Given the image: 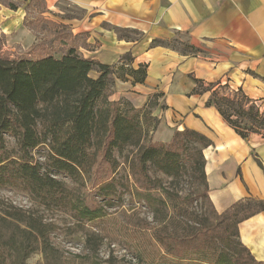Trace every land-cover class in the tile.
Returning <instances> with one entry per match:
<instances>
[{"label":"trees","instance_id":"16d2710c","mask_svg":"<svg viewBox=\"0 0 264 264\" xmlns=\"http://www.w3.org/2000/svg\"><path fill=\"white\" fill-rule=\"evenodd\" d=\"M117 31L130 38L132 30ZM133 62L132 54L125 53L118 63L104 64L71 44L36 59L0 56V186L25 193L44 209L68 213L95 253L102 240L86 223L116 205L129 219L122 225L125 241L132 226L155 247L148 252L132 245L140 264H161L167 257L171 264H264L242 243L239 230L242 221L264 210V200L246 198L219 213L209 198L204 149L212 141L187 127L168 142L154 141L159 119L151 115L152 102L136 108L112 98L117 80L145 82L148 65L134 68ZM93 71L98 75L92 76ZM195 81L193 93L210 92L206 104L215 106L241 138L264 137V111L255 101L240 89L229 93L227 84L205 87L203 80ZM40 147L47 149L50 170L35 159ZM59 174L78 187L69 188ZM182 183H190L208 205L195 218L185 214L178 219ZM128 195L131 203L147 207L152 222L137 221L135 207L125 205ZM2 202L0 264H28L37 251L46 255L47 264H60L52 263L59 253L52 242L55 223L38 209ZM130 210L135 213L129 215ZM174 225L181 232L171 231ZM107 262L116 264L113 257Z\"/></svg>","mask_w":264,"mask_h":264},{"label":"crops","instance_id":"0c3cea01","mask_svg":"<svg viewBox=\"0 0 264 264\" xmlns=\"http://www.w3.org/2000/svg\"><path fill=\"white\" fill-rule=\"evenodd\" d=\"M62 1L45 0L57 12ZM69 1L86 12L73 28L87 38L81 46L85 57L112 65L131 53L134 68L148 65L144 83L117 80L112 98L127 99L136 108L152 102L151 115L159 119L155 141L168 142L186 127L212 141L204 149L205 172L217 212L246 198L264 200L263 135L241 138L215 106L206 104L210 92L193 93L199 79L205 87L221 82L229 93L240 89L264 102V0ZM3 13L5 7L0 17ZM118 28L142 37H121ZM239 230L242 243L264 261V210L242 221Z\"/></svg>","mask_w":264,"mask_h":264},{"label":"rangeland","instance_id":"374dc122","mask_svg":"<svg viewBox=\"0 0 264 264\" xmlns=\"http://www.w3.org/2000/svg\"><path fill=\"white\" fill-rule=\"evenodd\" d=\"M0 2H2L0 12L5 7V13L0 17V56L12 59L18 57L36 59L46 53L64 50L69 44L77 46L83 54L81 46L87 44V38L84 34H75L73 28L81 25L80 22L86 16V12L75 3L63 0L58 7L60 12H57V10H51L45 0H0ZM80 29L83 28L80 27ZM122 34L128 33L123 32ZM128 35L136 39L139 33L131 31ZM91 75L96 76L97 73L93 71ZM256 105L264 111V102H258ZM9 147L12 151L16 150L13 140H10ZM34 156L42 163L44 170H50L47 149L43 147L35 149ZM56 177L65 182L69 188L78 187L65 175L59 174ZM78 189L75 191L78 192ZM180 195L183 200L179 202L176 210L178 219L185 214L195 218L201 206L208 209L207 203L198 199V193L190 183L180 185ZM129 199L130 196H126L128 201L125 205L127 208L135 207L137 217L140 219L137 221L141 222L142 219H146L152 222V214L147 207L141 206L138 202L131 203ZM0 200L3 204L11 203L24 210L38 209L48 221L55 223L56 230L52 234V242L59 249V253L56 261L52 263L110 264L107 260L113 257L116 264H140L130 249L132 245L137 244L148 252L155 250L149 242L150 238L138 233L132 226H129L132 231L129 243L125 241L122 235V225H125L124 223H127L129 219L120 212L116 205L109 207L103 218L86 223V227L97 232L102 240L99 251L95 253L86 245L85 231H77L68 213L61 210L44 209L35 204L25 193L10 187L0 186ZM135 210H130L128 214L133 215ZM170 230L176 233L181 232L176 225L173 228L170 227ZM170 260L171 258L167 257L160 263L171 264ZM47 261L46 255L37 251L28 258L27 263L47 264Z\"/></svg>","mask_w":264,"mask_h":264}]
</instances>
